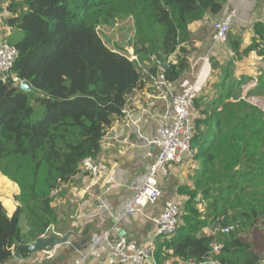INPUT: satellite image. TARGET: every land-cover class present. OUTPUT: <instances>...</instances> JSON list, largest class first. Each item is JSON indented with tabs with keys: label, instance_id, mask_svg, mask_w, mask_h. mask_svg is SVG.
Returning <instances> with one entry per match:
<instances>
[{
	"label": "trees",
	"instance_id": "obj_1",
	"mask_svg": "<svg viewBox=\"0 0 264 264\" xmlns=\"http://www.w3.org/2000/svg\"><path fill=\"white\" fill-rule=\"evenodd\" d=\"M225 1L20 0L9 6L5 24L22 34L9 41L18 50L12 74L34 93L0 79V173L20 188L13 216L0 202V264H10L26 242L22 218L35 240L58 223L52 193L79 173L85 159L99 157L107 134L124 120L131 95L144 90L147 80L162 75L170 85L182 78L190 67L182 46L190 39L189 25L219 16ZM123 18L134 22L138 63L110 49L98 32ZM253 31L246 49L229 35L236 61L251 53L264 58V25L254 24ZM235 60L219 65L213 95L194 101L188 158L195 163L193 184L178 188L185 203L177 233L155 239L157 264L262 263L239 232L253 231L264 218V112L249 102L264 99V73L244 98L242 85L250 77L232 75ZM159 62L168 64L165 72ZM32 103L43 108L38 120ZM231 226L235 232L206 235ZM21 254L31 255L27 249Z\"/></svg>",
	"mask_w": 264,
	"mask_h": 264
},
{
	"label": "crops",
	"instance_id": "obj_2",
	"mask_svg": "<svg viewBox=\"0 0 264 264\" xmlns=\"http://www.w3.org/2000/svg\"><path fill=\"white\" fill-rule=\"evenodd\" d=\"M240 1L226 0L219 16H208L203 21L189 25L190 39L183 42L182 46L189 52L190 67L178 82L164 88L157 80L150 78L146 81L148 84L144 90H136L131 95L124 120L119 121L107 134L99 157L95 160L100 169L114 179V187L107 192L105 175L93 177L80 170L69 183H62L52 193V206L58 223L48 228V234L61 236L74 232L77 238H73L72 244L61 246L50 260L44 255L31 254L23 261L14 258L10 264H106L108 251L105 246L82 262V254L92 236L118 227L126 233L123 237L127 239L129 249L135 251L156 237L153 219L163 212L165 201L173 199L184 205L185 198L178 194V188L192 186L190 177L195 171V163L188 158L181 164L171 165L167 177L159 176L163 197L156 206L146 208L144 214L122 217L124 203L135 196L136 190L142 185L155 161L158 150L150 142L157 129L169 122L172 115V95L187 94L194 82L199 96L213 95L212 85L220 80L219 76H216L219 65H224L226 61L234 58L228 40L226 43L214 44L212 38L215 23L230 10L239 7V16L229 35L239 37L242 48L246 49L252 44L253 26L264 18V0H246L244 6H240ZM19 2L20 0H0V42L9 43L7 39L14 36L16 38L11 42L14 43L22 36L19 31L8 28L5 24V20L12 14L9 6ZM253 54L261 62L249 63L248 58ZM235 65L236 69L237 66L243 67L245 71H242V75L250 77V82L257 80L255 77L264 73V58L259 57L257 53L242 57ZM143 74H147L145 69ZM7 194L9 196L6 197ZM19 194V186L0 173V202L9 216H13L19 206L15 199ZM23 220L24 218L21 223ZM114 221L118 222L117 225ZM257 227L251 234L250 231L247 233L254 241L249 239L246 242L253 243L254 252L264 263V238L258 237ZM30 233L29 227L26 226L25 244L34 243L42 237L31 239ZM117 236L122 237L119 234L114 235Z\"/></svg>",
	"mask_w": 264,
	"mask_h": 264
},
{
	"label": "built area",
	"instance_id": "obj_3",
	"mask_svg": "<svg viewBox=\"0 0 264 264\" xmlns=\"http://www.w3.org/2000/svg\"><path fill=\"white\" fill-rule=\"evenodd\" d=\"M240 6L246 4V0L239 2ZM240 13L239 7L230 10L225 17L218 20L214 25L213 42L226 43ZM264 25V18L260 21ZM134 50V48L132 47ZM130 49L129 56H126L131 62L138 63V56L135 51ZM18 57V50L8 42H0V79L4 82L12 79L19 86L21 81L14 77L12 69ZM164 88L167 87L162 75L155 78ZM255 85L258 80H255ZM196 83L185 95L174 94L171 98L172 115L169 122L162 124L156 131L155 137L150 142L157 148L158 152L154 163L148 170V173L142 185L136 190L135 196L124 203L122 217L144 214L148 207L156 206L163 197V192L159 182V176L167 177L170 174V166L184 162L191 156V143L195 134L194 123V101L198 98ZM82 172L97 177L100 174L105 175L107 189L109 192L114 187L115 181L112 177L103 172L95 159L89 157L81 164ZM183 205L176 200H167L164 203L163 212L153 222L156 227V237L149 240L143 247L135 251L129 249L128 241L124 237H114L118 234L114 228L101 234L92 236L90 243L82 254V262L97 253L99 248L105 246L108 253L106 264H157L155 261V239L157 237H173L179 228ZM236 228H221L222 234L235 232ZM50 232L47 230L46 234ZM45 234V235H46ZM52 257H46L47 260ZM264 264V263H261Z\"/></svg>",
	"mask_w": 264,
	"mask_h": 264
},
{
	"label": "rangeland",
	"instance_id": "obj_4",
	"mask_svg": "<svg viewBox=\"0 0 264 264\" xmlns=\"http://www.w3.org/2000/svg\"><path fill=\"white\" fill-rule=\"evenodd\" d=\"M16 1V0H15ZM98 32L101 35L103 41L105 42V44L110 48V49H116L117 51L121 52L122 54L129 56V51L130 49H132V44H134L135 42V34H136V29L134 26V22L131 18H123V19H119L117 21L114 22L113 25H110L109 27H105V26H100L98 27ZM230 37V36H229ZM16 37H9L7 40L10 42H13L14 39ZM133 50V49H132ZM135 50H133L134 52ZM235 58V57H234ZM234 58L229 59L228 61H226L225 63L231 61V60H235ZM242 59V58H241ZM249 63H259L261 62L255 54H253L252 56H250L249 58ZM236 62V60H235ZM234 62V67H233V73L232 75L240 80L242 78L245 77V75L243 76L242 71L243 67L242 66H237L236 69V65ZM217 70V69H216ZM221 74V71H216V76H219ZM256 79L259 78V75L255 77ZM255 81H247L245 82L242 86V90H243V94L242 97L245 98V94L248 90H250L251 88H253L255 86ZM250 103L256 105L257 107H259L263 112H264V99H262V97H255L253 99L249 100ZM32 106H34L36 108V114L34 116L35 120H38L42 117L43 115V108L41 106H39L38 104L32 103ZM262 130H264V126L262 127ZM264 136V134H263ZM259 148L261 152H264V142L263 145L259 144ZM264 189V188H262ZM9 196L8 194L6 195V197ZM9 215V214H8ZM11 217V216H10ZM26 226H27V222L25 221V218L23 220V222L21 223V229H22V233H23V237L25 238V231H26ZM257 235L260 238H264V218L259 222V224L257 225ZM221 234L220 229H216L215 231L212 230H207L206 231V235L207 236H217V234ZM249 232H245V231H240L239 235L243 236V238L247 241L251 238L250 234L252 233V231H250V234H247ZM171 238V237H169ZM250 241H254L253 239H250ZM262 241H264V239H262ZM219 247L216 244L215 245V251H218ZM42 254L40 253V256ZM79 261V260H78ZM77 261V262H78ZM76 262V263H77Z\"/></svg>",
	"mask_w": 264,
	"mask_h": 264
},
{
	"label": "water",
	"instance_id": "obj_5",
	"mask_svg": "<svg viewBox=\"0 0 264 264\" xmlns=\"http://www.w3.org/2000/svg\"><path fill=\"white\" fill-rule=\"evenodd\" d=\"M159 66L162 72H165L168 68V64L166 62H159ZM8 82V81H6ZM20 90L24 93L33 94L34 90L31 88V86L27 82H21L18 86ZM201 195L199 194L196 198V201L200 199ZM117 221H114V224L117 225ZM116 232L120 236H125L126 233L124 230L120 228H115ZM73 238H77V235L74 232H68L64 235H49L46 234L42 236L39 240H37L34 243L31 244H21L19 245L15 251H14V258L19 261H23L22 257V250L27 249L30 254H42L45 257H52L54 256L57 249H59L61 246H64L66 244H72ZM206 264H212V263H206Z\"/></svg>",
	"mask_w": 264,
	"mask_h": 264
}]
</instances>
